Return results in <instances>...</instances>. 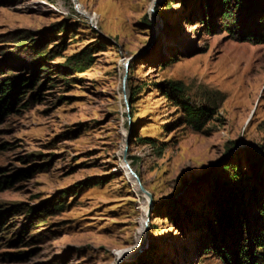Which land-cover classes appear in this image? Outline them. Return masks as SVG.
<instances>
[{"label": "rangeland", "instance_id": "rangeland-1", "mask_svg": "<svg viewBox=\"0 0 264 264\" xmlns=\"http://www.w3.org/2000/svg\"><path fill=\"white\" fill-rule=\"evenodd\" d=\"M253 1L222 18V0H0V79L39 75L0 114L2 174L33 168L0 189V264L230 263L241 240L216 220L232 189L244 187L234 203L249 233L264 223V40L242 36L260 29L264 0ZM84 51L93 61L78 72L69 62ZM163 80L214 108L201 132ZM125 144L152 195L148 216ZM246 248L249 264H264L254 258L264 247Z\"/></svg>", "mask_w": 264, "mask_h": 264}, {"label": "trees", "instance_id": "trees-1", "mask_svg": "<svg viewBox=\"0 0 264 264\" xmlns=\"http://www.w3.org/2000/svg\"><path fill=\"white\" fill-rule=\"evenodd\" d=\"M222 2L226 3L229 7L226 9L221 10V17H231V12L240 10L243 5L245 6H251V4L254 3L253 0H222ZM221 3V2H220ZM258 19L259 22V28L251 29L250 26L246 25V29L243 28V39L245 40H255L257 43L264 40V1L258 3ZM230 31H233L230 29ZM237 31V30H236ZM234 32V31H233ZM238 32V31H237ZM24 41H26L25 38H21L19 40H16L15 42L18 43V45H23ZM38 54L41 53V51L37 52ZM47 55V56H46ZM48 54H39V57L48 59ZM93 56H91V52H82L77 53L73 56V59L71 62H69L70 66H73L76 71L82 72L87 67H89L92 64ZM38 70L37 68H35ZM40 70V69H39ZM43 70V69H41ZM39 75H33L30 77H26L24 75H20L16 77V79L13 76L10 77H4L0 79V114L8 113L10 109L13 108L14 104H17L21 101V96H23L29 88H33L38 81ZM157 87L159 91L164 95L169 101H171L176 107H178L183 115V121L184 123L189 126L193 131L195 132H201L204 128V126L207 124V122L212 118V116L215 113V110L213 107L209 105H196L192 103L188 97H186L185 93V85L181 80H163L159 83H157ZM131 105V102H130ZM3 170H0V189L3 186L11 185L15 179H22L25 177H28L30 173L33 172V168L29 171H23L18 173V175L11 177L6 176L2 174ZM253 189V188H252ZM66 192V190H65ZM256 192V190H255ZM263 193V192H261ZM240 195L245 196L244 187L240 186L238 188H234L230 192V205L228 208L220 207L219 214H217V220L218 223L221 226V234H223V237L227 236L228 230L225 231L224 226L231 227L230 233L233 238L238 240H241L239 243V246H233V257H228L226 254L227 250H223L224 248H220L216 246V243H214V249L218 251V254L221 255L223 253L225 259H229V264H249L250 256H253L251 254H247L246 247H249L250 245H253V242H256L257 245H260L262 248L264 247V223L263 225L258 228L256 233H249L248 226L249 221L246 219L245 214V205H240L238 202L235 205V201L239 199L238 197ZM250 195V196H249ZM255 195L257 196V192L255 193H249L248 198H254ZM260 198L263 199V203L260 206V211L264 213V193L260 195ZM228 199V197L226 198ZM223 201V199H222ZM171 208H176V199H169L166 203ZM234 204V205H232ZM157 211V210H156ZM154 212V211H153ZM152 212V213H153ZM248 230V231H247ZM222 238V237H221ZM235 243V241H234ZM237 243V242H236ZM242 243V244H241ZM244 243H248V245L245 246ZM255 259H260L263 263L264 261V251L259 252L258 255H255ZM231 259V260H230ZM250 259V260H249Z\"/></svg>", "mask_w": 264, "mask_h": 264}, {"label": "water", "instance_id": "water-1", "mask_svg": "<svg viewBox=\"0 0 264 264\" xmlns=\"http://www.w3.org/2000/svg\"><path fill=\"white\" fill-rule=\"evenodd\" d=\"M135 55H133L134 57ZM129 58L128 60H126L124 63H123V67L125 69V72L122 76V79H121V89H122V92H123V100H124V105H125V109L126 111L129 112L130 110V103H129V99L127 97V94H126V81H127V69H128V66H129V63H130V60L133 58ZM126 143H127V139H126ZM126 150H127V144H125L124 146V150H123V153H122V161L125 163V167L127 168V170L130 172V174L136 179L137 183H138V186H139V189L140 191L145 194L147 196V210H146V216H148L151 212V209H152V203H151V198H152V195L151 193L145 189V187L143 186V184L141 183V180H140V177L136 174V172L132 169V167L130 166L128 160H127V153H126ZM147 221H148V218L146 217V220L144 222L145 224V229H146V226H147ZM147 231V229H146ZM145 238H146V232H145ZM144 238V240H145ZM143 246V245H142ZM141 246V247H142ZM141 248L138 249V252L140 251ZM133 256V255H132ZM122 261V258H119L116 260L115 264H119L120 262Z\"/></svg>", "mask_w": 264, "mask_h": 264}, {"label": "bare ground", "instance_id": "bare-ground-1", "mask_svg": "<svg viewBox=\"0 0 264 264\" xmlns=\"http://www.w3.org/2000/svg\"><path fill=\"white\" fill-rule=\"evenodd\" d=\"M122 97H123V92H122ZM124 101V100H123ZM123 164H124V166H125V163L123 162ZM126 168V167H125ZM127 169V168H126ZM128 171V170H127ZM128 173L130 174V172L128 171ZM131 175V174H130ZM132 176V175H131ZM133 177V176H132ZM134 178V177H133ZM134 180L136 181V179L134 178ZM136 185H137V187H138V191L140 190L139 189V186H138V183H137V181H136ZM145 195V194H144ZM146 196V195H145ZM146 201H147V196H146ZM146 210H147V208H146ZM146 210H145V216H146ZM145 220H146V218H145Z\"/></svg>", "mask_w": 264, "mask_h": 264}]
</instances>
